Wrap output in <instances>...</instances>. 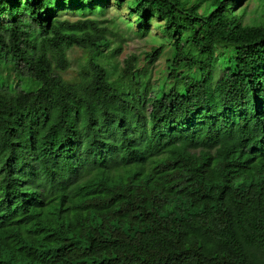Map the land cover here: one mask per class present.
Returning <instances> with one entry per match:
<instances>
[{"label":"trees","instance_id":"16d2710c","mask_svg":"<svg viewBox=\"0 0 264 264\" xmlns=\"http://www.w3.org/2000/svg\"><path fill=\"white\" fill-rule=\"evenodd\" d=\"M251 1L116 0L142 38L164 22L155 84L151 62L118 60L111 0H0V264H264ZM76 47L89 58L69 82Z\"/></svg>","mask_w":264,"mask_h":264},{"label":"rangeland","instance_id":"374dc122","mask_svg":"<svg viewBox=\"0 0 264 264\" xmlns=\"http://www.w3.org/2000/svg\"><path fill=\"white\" fill-rule=\"evenodd\" d=\"M132 8L128 2H125L122 6H119L116 0H111L108 4L106 18L114 19L116 21V29L119 31L118 36L115 38V42L122 41L123 52L120 54L118 60L120 62L125 61L128 57L137 56L140 66L145 67L149 64V68L153 71V83L158 84L166 77L165 65L166 58L161 56L152 63V59L146 61L148 54L152 52V48L160 44L166 43L165 34L162 31L163 21L156 15L153 17L149 27L148 34L142 38L135 34L139 29V25L136 23V17L130 16ZM262 7L258 0H252L248 6V12L246 20L260 19ZM65 18L71 20L78 19L77 16H72L68 12H65ZM115 29V30H116ZM118 33V32H117ZM117 44V43H116ZM115 45H113L114 47ZM169 45L165 47L168 50ZM68 58L71 63V67L66 72L61 73V76L69 81L75 82L79 78L80 69L86 65L89 54L86 50L81 48H73L68 52ZM235 67L232 61L227 67L217 69L218 75L222 76L226 72L234 73Z\"/></svg>","mask_w":264,"mask_h":264}]
</instances>
